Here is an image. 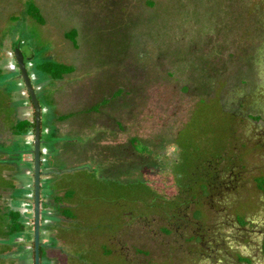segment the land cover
<instances>
[{"label":"rangeland","instance_id":"rangeland-1","mask_svg":"<svg viewBox=\"0 0 264 264\" xmlns=\"http://www.w3.org/2000/svg\"><path fill=\"white\" fill-rule=\"evenodd\" d=\"M30 4L43 24L27 13ZM17 47L41 107L42 141L78 154L100 147L55 177L73 204L59 232L67 264H236L235 255L245 257L242 264H264V0H0V134L17 135L9 144L0 138V264H23L25 244L10 251L8 230L34 240V227L6 206L9 198L20 206L13 181L25 177L28 129L14 120L27 112L19 107ZM45 61L70 72L45 75L37 69ZM47 112L54 135L45 136ZM103 116L115 119L114 145L95 141L108 133L97 123ZM58 117L83 127L57 137ZM220 170L219 184L237 175L239 187L210 189ZM193 217L205 235L193 252L186 230L184 238L163 236L175 247L160 244L168 231L161 224ZM146 242L150 252L142 250Z\"/></svg>","mask_w":264,"mask_h":264},{"label":"crops","instance_id":"crops-1","mask_svg":"<svg viewBox=\"0 0 264 264\" xmlns=\"http://www.w3.org/2000/svg\"><path fill=\"white\" fill-rule=\"evenodd\" d=\"M10 70L15 71L17 68L16 65L11 62L9 65ZM40 72V70H39ZM38 70H35V74H40ZM42 73V72H41ZM44 74V73H43ZM46 75V74H45ZM17 86L19 88L20 94L22 96V104L20 103L19 107L27 109V112H24L22 110H19L16 114L21 117L19 119L17 115L14 117L15 125L17 126L21 120H27L32 121L34 119V109L30 113V107L31 102H29L28 98L23 97V88H22V81L19 77L16 78ZM33 107V106H32ZM102 110L109 111L110 106L104 105L101 108ZM24 113V114H23ZM92 114V118L98 116L94 111L90 112ZM50 112H47V125L44 128V134L47 135H54L53 129L50 126V122L52 121V118L50 117ZM97 118V117H96ZM17 119V120H16ZM55 119V117H53ZM99 124H105L108 128V133L104 134L101 133L102 131H99L98 137L95 139V141L98 142V146H105V145H114L115 144V136L113 133L110 134L109 129L111 132L115 131V119L114 120H107L106 117L103 116L102 121H97ZM103 122V123H102ZM53 126L55 127V134L57 137L62 136L63 134L67 133V128L71 129H81L83 126L78 122V119L74 118H68L63 119L61 117H58ZM98 128V127H97ZM41 133L42 131V125L40 127ZM34 128L28 129L24 135H22V141L24 145V149L22 152V162L24 164V175L23 180L14 179L13 187L12 189H17L19 186V193L22 196V201L20 206H15L13 203V200L9 198V201L6 203H9L6 205L10 209H13V211H20L23 214V218L26 221L27 226L34 227V184L29 181L30 176L33 174V170L31 168V164L34 163V153H33V146H34ZM17 137V135L13 134H0V138L3 139L5 144H9L12 139ZM42 138V136H41ZM42 141V139H41ZM62 143H58L56 145H53L52 147L48 146L46 144V141H42L41 143V224L44 223L43 226L45 227V235L43 238L41 237V228H40V239H41V250L44 251L41 257V263L40 264H67L68 257L67 252L65 251L66 246V240L64 237L59 235L60 228L62 227V223H65L66 220H68V217L65 215V212H63L64 209H68L69 207H72L73 204L70 202V199L67 197L68 190L62 187H57L55 185V182H60L62 178H55L56 176L60 175L62 173L60 168H64L66 171L69 170V168H75L73 166L76 165V161L80 156H83L85 151H87L90 155H94L97 153L98 147L91 148L89 150L81 149L79 154L77 153L78 150L71 149L69 152L64 147ZM87 156V161L90 160V157L88 158L87 153L85 154ZM110 152L106 151L105 153V161L109 162V156ZM112 156V155H111ZM83 160V159H82ZM80 163V161L78 162ZM22 185V186H21ZM46 185V190L42 191V186ZM21 186V187H20ZM11 195V193H10ZM21 198V197H20ZM18 208V209H17ZM45 217V218H44ZM25 225V226H26ZM42 226V225H41ZM7 239H11L13 244L11 245L10 251L17 250V243H24L25 244V250L22 252L21 255V262L23 264H31L34 260V249L32 247L33 240H31V237H26L25 234H23L22 231H12L8 230L7 232ZM32 252V253H31ZM18 255H15L13 260H17ZM14 264H17L16 261H13Z\"/></svg>","mask_w":264,"mask_h":264},{"label":"water","instance_id":"water-1","mask_svg":"<svg viewBox=\"0 0 264 264\" xmlns=\"http://www.w3.org/2000/svg\"><path fill=\"white\" fill-rule=\"evenodd\" d=\"M17 67L20 71V76L24 81V85L29 93L33 109H34V264H40V228H41V129H40V116L41 107L37 98L36 91L33 87L31 77L29 75L27 65L25 63V57L19 47L14 51Z\"/></svg>","mask_w":264,"mask_h":264},{"label":"flooded vegetation","instance_id":"flooded-vegetation-1","mask_svg":"<svg viewBox=\"0 0 264 264\" xmlns=\"http://www.w3.org/2000/svg\"><path fill=\"white\" fill-rule=\"evenodd\" d=\"M218 173H219V175H217V174H215L214 176L212 175V176H210L209 177V183H208V187L210 188V189H213L214 190V188L215 189H219L220 188V191H223L224 189H231V190H235V188H237V187H239V184H237L236 183V181H237V175H233V176H235L233 179H230L229 178V180L227 181V182H221L220 184L218 183V180L219 179H222V175L224 176L225 175V173L222 171V170H220V171H218ZM230 180H232V182H230ZM238 180H239V178H238ZM236 183V184H235ZM259 184V183H258ZM260 189L264 192V187H260ZM190 219L191 218H189V221H186V222H183V221H181V220H178V221H174V220H172V221H170V220H167V224H164V225H160V230H163V227L166 229V230H168V231H165L164 233H161L160 232V237H161V242H160V244L162 243V245L163 244H165V245H167V244H169L168 246L170 247V248H172L171 246L173 245V243H169L170 241L169 240H166V241H164V238H163V236H166L167 238L168 237H173L174 238V236H176V238L177 237H183L184 238V230H186V231H188L190 234H188L187 235V238H185V239H187L188 240V242H191L192 243V247H191V251L190 252H193V250H194V244L195 243H197V242H200L201 240H204V236L205 235H203V236H201L200 234H197V230H196V224H195V219H196V217H193L192 218V220L190 221ZM237 219H238V217H237ZM246 219V218H245ZM194 220V221H193ZM238 221H239V219H238ZM244 223V222H243ZM146 226H149L150 227V225H148V224H146ZM151 230L153 231L154 230V228H151ZM196 235H198V237H196ZM237 237H239V231L237 232ZM248 239H250L251 241H252V237H248ZM249 241V240H248ZM177 242H178V240H177ZM145 244V248H142V250H144V251H146V252H150L152 249H150L149 248V246H148V242H146V243H144ZM172 244V245H171ZM174 244H175V242H174ZM176 245V244H175ZM173 247H175L174 245H173ZM165 248H163L162 249V251L164 250ZM175 249V248H174ZM214 249V248H213ZM260 249L261 250H264V242H262L261 243V247H260ZM176 250H177V248H176ZM176 250H174V252H172V254H174L175 253V251ZM166 251V253H165V255L166 256H168V255H170V253H169V250H165ZM171 254V255H172ZM210 257L212 256L211 254H208ZM236 257H235V261H236V264H242V262L241 261H239V256L240 257H242L241 255H235ZM242 258H245V257H242ZM245 264V263H244Z\"/></svg>","mask_w":264,"mask_h":264},{"label":"trees","instance_id":"trees-1","mask_svg":"<svg viewBox=\"0 0 264 264\" xmlns=\"http://www.w3.org/2000/svg\"><path fill=\"white\" fill-rule=\"evenodd\" d=\"M27 13L31 17H33L37 22H39L40 24H43L45 22V18L42 15L41 10L35 5L30 4V7L28 8ZM68 33H70L69 35L72 36V39L74 41H78V40H76L78 37L77 30H71ZM37 69L46 75L52 76L55 79H60V78H62L63 75L68 74L70 72V69L67 66H65L64 64H55L51 61H45V62L38 64ZM30 126H32V128L35 127V120L34 119L32 120V122L24 120L22 127H19V130H21L22 132L26 131L27 129H29ZM259 185L261 188L264 187V180L262 182H260ZM63 212H65V211L63 210ZM12 213L14 215L16 212H12ZM17 225H19V224H17ZM21 227H22V225H21ZM16 230L21 231V229L18 227H16V229H14L13 231H16ZM32 247H34V243H33ZM41 257H42V250L40 247V258Z\"/></svg>","mask_w":264,"mask_h":264}]
</instances>
